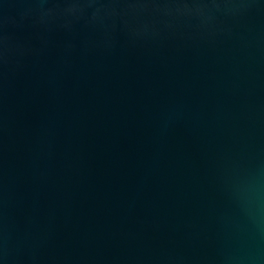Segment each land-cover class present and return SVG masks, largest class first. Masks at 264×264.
I'll list each match as a JSON object with an SVG mask.
<instances>
[{"label":"water","instance_id":"obj_1","mask_svg":"<svg viewBox=\"0 0 264 264\" xmlns=\"http://www.w3.org/2000/svg\"><path fill=\"white\" fill-rule=\"evenodd\" d=\"M0 264H264V0H0Z\"/></svg>","mask_w":264,"mask_h":264}]
</instances>
